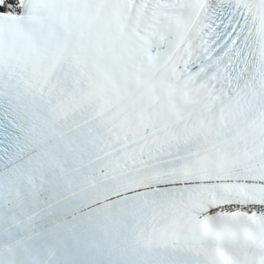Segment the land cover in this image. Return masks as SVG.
<instances>
[{"label":"snow or ice","instance_id":"1","mask_svg":"<svg viewBox=\"0 0 264 264\" xmlns=\"http://www.w3.org/2000/svg\"><path fill=\"white\" fill-rule=\"evenodd\" d=\"M0 264H264V0H0Z\"/></svg>","mask_w":264,"mask_h":264}]
</instances>
